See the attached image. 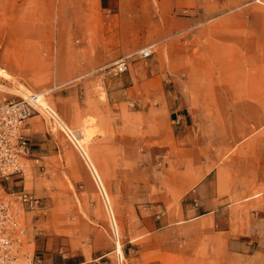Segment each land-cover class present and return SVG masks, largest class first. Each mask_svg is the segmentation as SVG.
Segmentation results:
<instances>
[{
	"label": "rangeland",
	"instance_id": "obj_1",
	"mask_svg": "<svg viewBox=\"0 0 264 264\" xmlns=\"http://www.w3.org/2000/svg\"><path fill=\"white\" fill-rule=\"evenodd\" d=\"M0 67L18 82L0 76L1 98L42 92L71 131L94 129L84 150L111 203L80 145L37 109L24 126L43 146L4 186L40 199L22 213L18 264L78 253L89 262L111 253L106 264H207V238L186 230L175 246L140 255L136 196L112 192L104 153L116 167L153 159L152 195L171 218L199 203L206 176L227 201L232 234L264 217V0H0Z\"/></svg>",
	"mask_w": 264,
	"mask_h": 264
},
{
	"label": "crops",
	"instance_id": "obj_2",
	"mask_svg": "<svg viewBox=\"0 0 264 264\" xmlns=\"http://www.w3.org/2000/svg\"><path fill=\"white\" fill-rule=\"evenodd\" d=\"M103 128L104 125L100 127L98 125V129ZM180 128L185 129L184 121ZM24 131H28V134H25L30 135L28 139L31 153L34 155L40 145L43 146L40 143L45 139L44 135L34 132L32 134V126L29 123L24 126ZM106 131H110L109 124L106 125ZM101 136L97 135L95 140L97 145L105 144H100L104 140ZM103 156L110 164L109 179L113 185L112 192L136 196L132 199V213L136 212L138 216L137 232L142 235L140 238H146L139 244L141 256L161 249L164 244L175 246L181 233L186 230V233L193 238L197 235H204V238H207V264H211V259L213 262L216 261L215 264H243V260L246 259L249 260V264H264V217L257 213L258 217L251 221L249 229L241 228L242 230L232 234L230 221L226 217L227 201L216 195L208 176L201 180L195 189L199 203L182 205L180 212L177 213L178 218H171L167 215L163 204H156L158 200L152 195L151 187L157 186V176L155 177L157 171L154 167L156 164L153 159L146 162L143 157V160L142 158L136 160L132 166L130 162L118 160L119 165L116 167L110 155L104 153ZM126 165L127 168L124 169ZM151 179L154 181L152 182ZM149 201L151 203L148 205ZM181 218L184 219L183 222L178 221ZM109 254L111 253L101 255L92 262H89L81 253L73 256L65 255L59 260V264H106L102 263V260ZM55 261V257L46 259L45 264H57Z\"/></svg>",
	"mask_w": 264,
	"mask_h": 264
},
{
	"label": "built area",
	"instance_id": "obj_3",
	"mask_svg": "<svg viewBox=\"0 0 264 264\" xmlns=\"http://www.w3.org/2000/svg\"><path fill=\"white\" fill-rule=\"evenodd\" d=\"M138 54L141 58H149L153 54V47H145ZM129 58L124 57L116 63L113 69L116 74L128 70ZM35 111L37 109L25 98L6 100L0 97V264H18L22 237L26 234L22 228V213L35 210L40 205V199L31 192L13 187L6 190L4 187L23 172L22 161L31 152L23 126ZM96 180L102 189L100 181ZM35 261L40 263L41 259Z\"/></svg>",
	"mask_w": 264,
	"mask_h": 264
},
{
	"label": "bare ground",
	"instance_id": "obj_4",
	"mask_svg": "<svg viewBox=\"0 0 264 264\" xmlns=\"http://www.w3.org/2000/svg\"><path fill=\"white\" fill-rule=\"evenodd\" d=\"M0 76L2 78H4L5 80L12 81L13 84H14V82L18 83L17 81H13L12 80V76L6 70L2 69L1 67H0ZM0 86H2V85H0ZM0 88H2V87H0ZM4 89H5V87H4ZM14 91H16L18 94H21L23 96V98H25L35 108V110L39 109L42 112H45L46 114H49V115L53 116L55 118V120L65 130L68 131V133L75 140V142L80 145L79 148H81V150L83 151V153L85 155V158H86L87 162H89V164H90V166H91V168L93 170L95 179H98L100 181V183H101V176H100L98 170L96 169L95 165L91 163V160L89 158L90 156L88 157L87 153L85 152V150L87 148V142L91 141L93 139V137H94V131H93L94 129H92L90 126H84V129L82 131H71L67 127V125L59 118L57 113H55L53 111V109L48 105V102L46 101V99L44 97V93L40 92V93H37V94H34V95H32V94L28 95L27 93L22 92L20 90H14ZM83 145H84V147H82ZM85 146H86V148H85ZM97 183H98V181H97ZM101 185H102V190H103L101 192L105 195L104 198H106V203L108 204V208L111 209V207H110V204H111L110 203V199H109L107 193L105 192L104 185L102 183H101ZM118 249L121 251V244L120 243H118Z\"/></svg>",
	"mask_w": 264,
	"mask_h": 264
}]
</instances>
